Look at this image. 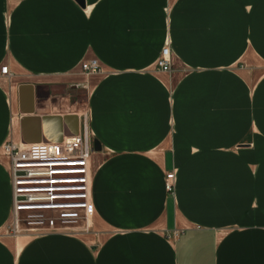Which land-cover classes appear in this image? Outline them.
<instances>
[{
    "label": "crops",
    "instance_id": "1",
    "mask_svg": "<svg viewBox=\"0 0 264 264\" xmlns=\"http://www.w3.org/2000/svg\"><path fill=\"white\" fill-rule=\"evenodd\" d=\"M1 64L0 147L77 135L87 113L93 216L0 235V264H264V0H0Z\"/></svg>",
    "mask_w": 264,
    "mask_h": 264
},
{
    "label": "built area",
    "instance_id": "2",
    "mask_svg": "<svg viewBox=\"0 0 264 264\" xmlns=\"http://www.w3.org/2000/svg\"><path fill=\"white\" fill-rule=\"evenodd\" d=\"M156 66L161 71L173 72L169 46L161 48ZM80 69L86 75L101 71L96 58L81 61ZM0 75L10 76L6 64L0 65ZM81 122L79 134L61 141H8L0 147V153L8 164L13 227L18 226V215L24 214V222L32 232L88 229L93 216L90 199L93 147L86 112H83ZM164 188L169 193L174 191L173 171L166 172Z\"/></svg>",
    "mask_w": 264,
    "mask_h": 264
},
{
    "label": "rangeland",
    "instance_id": "3",
    "mask_svg": "<svg viewBox=\"0 0 264 264\" xmlns=\"http://www.w3.org/2000/svg\"><path fill=\"white\" fill-rule=\"evenodd\" d=\"M82 74V73H81ZM84 75V74H82ZM85 76V75H84ZM77 93V92H76ZM79 97V103H81L79 105V107H83V99H84V94L81 92H78V96ZM24 214H19L18 215V226L17 228L13 227V217L11 214V218L10 220L0 229V235L6 237V238H15L18 235H24V234H35L37 232H32L30 230H28L25 222H24ZM86 232V231H85ZM88 232H92L91 227L89 228ZM86 232V233H88ZM95 234V233H94Z\"/></svg>",
    "mask_w": 264,
    "mask_h": 264
},
{
    "label": "water",
    "instance_id": "4",
    "mask_svg": "<svg viewBox=\"0 0 264 264\" xmlns=\"http://www.w3.org/2000/svg\"><path fill=\"white\" fill-rule=\"evenodd\" d=\"M78 2L80 3V5H83V0H78ZM93 145H94V150H99L100 147H99V144L96 140L93 141Z\"/></svg>",
    "mask_w": 264,
    "mask_h": 264
}]
</instances>
